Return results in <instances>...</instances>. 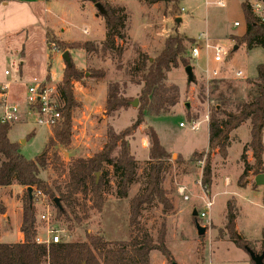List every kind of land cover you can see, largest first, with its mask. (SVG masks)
<instances>
[{"label": "rangeland", "instance_id": "1", "mask_svg": "<svg viewBox=\"0 0 264 264\" xmlns=\"http://www.w3.org/2000/svg\"><path fill=\"white\" fill-rule=\"evenodd\" d=\"M148 1H96L102 6L108 3L124 8L126 38L116 41L123 49L120 59L100 50L105 40L106 26L102 14L89 0H38L0 5V86L7 84L8 104L17 105L19 109L17 119L11 122L8 138L11 142L19 143L20 153L25 159L35 160L41 155L53 130L37 123V114L29 107L28 86L34 79L45 81L53 91L55 106L58 107L57 86L65 67L62 55L67 52L70 63L85 75L80 82L72 83L73 97L78 107L72 111L71 144L65 148L56 147L59 159L52 158L48 167L40 173V177L49 183H65L68 167L73 160L91 158L102 150L108 129L120 132L136 119L141 85L130 82L128 71L137 57V51L152 60L162 50L165 39L176 33L194 41L200 35L207 34L213 43L223 46L229 53L236 47L226 59L221 79L208 82L203 73L205 59L201 57L191 61L189 49L192 44L185 42L193 81L187 82L183 66L172 68L167 73L165 84L178 87L177 104L164 116H145L143 124L127 137L129 152L137 161L139 179L130 187L128 197H116V177L111 167H106L111 193L104 196L103 210L97 212L90 208L91 202L86 201V206L79 207L78 215L82 218L86 214L87 218H82L80 223L57 218L50 199L42 194L35 195L33 205L37 233L45 240L46 230L54 231L64 242L84 240L85 232L101 234L107 241L126 240L128 203L143 187V174L148 167L149 141L146 134L150 126L161 145L170 153V168L164 174L162 187L174 211L164 215L161 206H156L143 212L141 224L155 238L165 219L166 246L176 264H253L248 253L234 244L237 236L256 255L264 252V186L255 184V177L264 174V153L261 170L253 167L250 152L244 154V160L252 168L242 176L245 167L241 156L249 142L248 122L230 133L226 158L217 152L211 153L208 159L211 171L208 186L203 184L202 178L207 163V125L212 110L217 105L223 106L222 98L226 100V107L223 108L230 112H235L239 102L249 100L256 83V67L264 64V50L256 48L247 52L237 44V38L245 29L242 0H226L223 7L216 6V0H179L176 9L172 8L173 2L170 0L155 4H148ZM235 22L239 23L238 27L233 26ZM47 30L63 44L90 42L97 50H60L54 45L47 49ZM93 70L104 71L105 79L97 81L90 78L89 71ZM6 71L9 75H5ZM236 71L242 72L241 78H234ZM113 84H117L124 97L131 100L127 108L106 117V94ZM135 100L136 107L132 106ZM192 122L200 124L197 131L191 129ZM199 182L209 190L213 201L209 221H196L205 228L201 236L197 234L193 220V213L196 212L198 219L203 208ZM182 187L186 189L188 200H184L178 192ZM78 199L81 201L80 196ZM0 201L6 207V213L0 215L2 242H21L23 188L15 184L0 187ZM228 203L234 208V238L225 230ZM41 215L48 216V223L40 221ZM149 260L150 264H170L155 251L150 253ZM262 262L264 264V257Z\"/></svg>", "mask_w": 264, "mask_h": 264}, {"label": "trees", "instance_id": "2", "mask_svg": "<svg viewBox=\"0 0 264 264\" xmlns=\"http://www.w3.org/2000/svg\"><path fill=\"white\" fill-rule=\"evenodd\" d=\"M14 0H0V5ZM97 1V0H96ZM165 0H149L148 4H155ZM172 8H178L179 0H170ZM167 4V3H166ZM105 14L102 15L105 26V40L101 44V51L122 56L123 49L116 44L117 40L123 41L125 37L126 15L124 8L103 4ZM241 10L244 21V33L237 38V44L251 51L256 48L264 50V21H261L252 11L249 1L242 0ZM194 43L176 33L165 39L163 48L154 59L137 51V57L128 71L130 82L141 85L138 98V114L131 125L120 132L108 129L106 142L101 151L91 158H78L73 160L67 173V181L63 184L47 182L40 177L41 171L51 163V159H59L56 147H68L71 144L72 111L78 107L73 97L72 83L80 82L84 73L77 70L73 63L67 65L62 72L61 82L57 86V111L60 120L52 127V136L39 157L35 160H27L20 153V145L11 142L8 133L11 123H0V187L17 185L23 188L24 205L22 207L20 232L22 240L18 243H0V264H150V253H160L170 264H173L171 252L166 246V222L161 223L157 236L153 238L147 228L141 224L143 212L156 206H161L164 215L171 214L174 206L167 192L162 187L164 174L169 170L168 160L170 153L161 145L156 132L147 127L149 141L148 167L143 174V187L133 196L128 203L127 239L107 241L99 234L94 235L85 232L84 240L59 241L58 243L37 244L38 236L35 227L34 198L36 192L47 196L55 208L57 218L65 221L75 220L78 223L82 218L78 215L79 207L86 206L90 201V208L97 212L103 210L105 195L111 193L108 171L111 167L116 177L115 195L118 199H126L132 185L139 182L137 177V161L129 152L127 137H129L144 122L145 116L160 117L171 112L177 104L179 89L174 85H166L167 73L179 65L184 68L190 65L186 58L184 43ZM47 49L51 45L60 50L81 48L86 51L97 50L90 42L79 44H63L56 40L49 30L45 32ZM49 47V48H48ZM233 53V50H231ZM229 54H232V53ZM24 54L22 49L21 55ZM229 55L228 57H230ZM89 77L97 81L105 79L104 71H89ZM256 83L249 100L238 103L235 112L226 111L222 105L213 108L208 124L207 163L203 170V184H210L211 171L208 159L212 152H217L222 158L227 157L230 133L238 129L242 124L249 123V142L245 145L241 159L244 161V176L252 167L244 160V154L251 153L254 161L253 167L262 169V155L264 153V64H260L255 70ZM49 79V78H48ZM48 82V81H46ZM131 99L124 97L117 84L110 85L104 104V114L111 117L115 112L127 108ZM31 110H39L35 102L29 105ZM117 151L115 156L113 153ZM258 173H262L259 171ZM97 174L98 180L96 182ZM32 189V198L28 193ZM80 196L81 201H79ZM58 199L60 208L54 200ZM87 212L86 210H84ZM6 213L5 205L0 201V215ZM194 224L198 219L193 215ZM225 230L232 238L235 235V214L230 203L227 205ZM70 227V225H69ZM264 237V230L262 231ZM235 245L245 252L250 249L246 243L241 242L236 236ZM254 264V263H253Z\"/></svg>", "mask_w": 264, "mask_h": 264}, {"label": "built area", "instance_id": "3", "mask_svg": "<svg viewBox=\"0 0 264 264\" xmlns=\"http://www.w3.org/2000/svg\"><path fill=\"white\" fill-rule=\"evenodd\" d=\"M226 0H216L214 3L218 7H223ZM251 3L253 13L261 20L264 21V0H248ZM234 27H238L239 23L235 22ZM229 56V51L223 46L213 43L209 35L204 34L200 35L194 43H192L189 49V58L191 61L205 59V67L203 69L204 76L208 82L217 81L221 79V75L224 71V65L226 59ZM241 71H236L233 75L234 78H241ZM5 75H9L6 71ZM7 84L0 86V123H11L13 120L17 119L18 115V106L13 104H8L7 100ZM27 93L29 95L28 100L30 105H33L35 102L39 105V110H35L37 114V123L46 127H54L60 120V114L57 111L55 106V101L53 99V91L49 89L45 81L33 80L27 88ZM208 122V116H206V123ZM200 124L192 122L191 129L197 131ZM180 127H183V124H180ZM200 190L202 191V201L203 208L198 214V220L208 222L210 219V211L213 206V201L209 196V190L206 186H202L199 182ZM185 188H180L178 190L179 194L183 197L184 200H188V197L185 195ZM36 195H41L40 192H36ZM41 222L48 223L49 218L47 215H41ZM47 238L44 240L39 235L36 237L35 241L37 244L49 243H58L60 238L58 237L57 232L46 230Z\"/></svg>", "mask_w": 264, "mask_h": 264}, {"label": "water", "instance_id": "4", "mask_svg": "<svg viewBox=\"0 0 264 264\" xmlns=\"http://www.w3.org/2000/svg\"><path fill=\"white\" fill-rule=\"evenodd\" d=\"M89 1L94 3V6H95V8L97 9V11L99 13H101L102 15L105 14V10H104L103 6L100 3L96 2V0H89ZM177 20L179 21V19H177ZM233 50H236V47H234ZM62 59L67 65L70 64V58H69V55H68L67 52L62 55ZM184 72H185V74L187 76V82L191 83L193 81V70H192V67L189 66V65L186 66L184 68ZM132 106H134V107L137 106V101L136 100L133 101ZM98 176H99V174H97L96 182L98 180ZM255 184H256V186H264V174H259V175H257L255 177ZM28 193H29L30 199H31L32 198V189L31 188H28ZM54 203H55V205L58 208H60V204H59L58 199H55ZM193 215H196V212H194ZM195 229H196L197 234L199 236H201V235H203L205 233V228L201 227L198 222H195ZM247 253L250 256V258H251V260H252V262L254 264H263L262 260H263V257H264V252L261 255H256L253 251H251L250 249H247ZM173 264H176V263H173Z\"/></svg>", "mask_w": 264, "mask_h": 264}, {"label": "crops", "instance_id": "5", "mask_svg": "<svg viewBox=\"0 0 264 264\" xmlns=\"http://www.w3.org/2000/svg\"><path fill=\"white\" fill-rule=\"evenodd\" d=\"M29 1H32L31 3L35 2V1H38V0H14L13 2H29ZM61 30H65V28H61ZM15 98L19 99L17 96L13 95ZM207 135H208V125H207ZM168 152V151H167ZM0 243H3L2 242V238L0 237Z\"/></svg>", "mask_w": 264, "mask_h": 264}]
</instances>
